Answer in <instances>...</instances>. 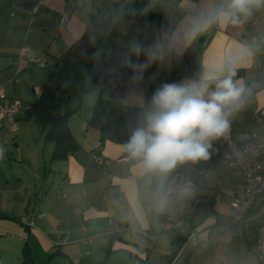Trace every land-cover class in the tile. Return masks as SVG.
I'll list each match as a JSON object with an SVG mask.
<instances>
[{"label":"crops","instance_id":"obj_1","mask_svg":"<svg viewBox=\"0 0 264 264\" xmlns=\"http://www.w3.org/2000/svg\"><path fill=\"white\" fill-rule=\"evenodd\" d=\"M115 1L121 0H0V85L9 98L17 99L20 104L23 98L32 97L17 114L15 130L8 124L0 126V236L17 237L38 250L37 245L48 248L41 249L43 253L53 244L79 243L102 252L103 246L111 243L113 251L118 250L117 254L145 257L153 256L151 249L157 247L160 239H169L170 250L163 253L172 257V252L175 254L176 248L192 232L194 216L183 217L184 220L189 217L190 221L183 235L180 225L184 220L175 228V238L172 237L174 230L163 233L162 220L168 215L181 214V208L186 206L178 198L175 208L167 206L170 193L164 192V186L171 172L182 170L197 186L193 200L199 201L195 210L198 203L209 202L215 212L228 217L230 199L225 189L243 180L237 166L227 165L223 154L218 156L215 167L232 168L231 182L224 179L226 171L220 170L217 180L225 183L214 195H207L214 182L213 172L206 178L196 168L192 170L188 161L178 163L163 177L146 173L140 162L129 155L124 143L106 140L100 145L99 129L88 124L92 94H84L80 108L68 120L78 147L62 159L52 157L53 142L45 139V129L24 117L26 108L40 94L34 80L44 79L49 72L41 67L50 62L54 64L58 54L82 35L92 12L105 9ZM158 1L164 7L160 22L129 17L118 20L115 57L122 61V66L134 68V72L122 83L121 94L103 96L141 105L144 83H155L168 76L191 49L200 69L191 78L182 80V84L199 81L205 71L233 67L234 81L242 83L246 91L240 107L228 117V131L264 134V6L254 8L250 16L241 18L235 25L212 24L199 33L207 34L201 45L197 42L199 34L194 39L188 37V25L194 17L226 6L227 0ZM63 10L67 22L60 21ZM22 47H27L44 63L40 65L39 60L19 65L17 57ZM22 76L31 80L32 91L39 92L34 98L28 90H20ZM213 88L214 84L210 90ZM211 148L217 155L214 140ZM95 153L102 158L101 163L94 158ZM208 213L214 215V224L220 222L222 229L229 225V230L234 232L235 224L229 218L217 220L214 213L209 210ZM199 238L198 232L197 244L184 250L188 259L203 244ZM207 239L209 237L204 240ZM152 243L155 245L149 249ZM215 244H218L217 239ZM256 247L264 254V236ZM237 248L240 246L222 252L218 264H241V256H234Z\"/></svg>","mask_w":264,"mask_h":264},{"label":"trees","instance_id":"obj_2","mask_svg":"<svg viewBox=\"0 0 264 264\" xmlns=\"http://www.w3.org/2000/svg\"><path fill=\"white\" fill-rule=\"evenodd\" d=\"M164 7L158 0H121L109 4L102 10H96L89 16L85 29L57 56L54 66L40 82V94L24 111V117L42 126L44 137L53 142L52 157L64 158L67 153L78 147L69 126V118L78 111L81 96L92 90L101 77L105 82L123 83L131 78L134 68L123 65L120 71L111 74L109 69L115 62L114 39L119 34L117 22L121 17L133 19H153L160 22ZM112 13L115 15L112 16ZM84 47V50H82ZM200 69L194 51L187 50L183 61L159 85L144 83V101L141 105L124 103L120 99L103 96L100 92L95 98L88 124L100 131V145L106 140L128 143L132 132L141 123L145 112L151 107L153 93L164 83H183ZM212 149V148H211ZM210 155L213 163L218 156ZM207 209L216 215L217 220L228 217L215 212L209 202ZM249 212H252L249 211ZM254 212V210H253ZM252 214V213H251ZM264 216L253 218L254 239L249 242V251L256 244V226L264 222ZM230 219V218H229ZM113 251L112 244L107 252ZM258 261V259H257ZM168 264H187L172 260Z\"/></svg>","mask_w":264,"mask_h":264},{"label":"clouds","instance_id":"obj_3","mask_svg":"<svg viewBox=\"0 0 264 264\" xmlns=\"http://www.w3.org/2000/svg\"><path fill=\"white\" fill-rule=\"evenodd\" d=\"M261 6L264 0H227L226 6L194 17L186 33L194 39L212 24L235 25ZM234 76L233 67L222 66L205 71L199 81L164 83L153 93L151 107L125 146L144 172L163 177L178 163L208 158L211 141L228 131V117L246 91Z\"/></svg>","mask_w":264,"mask_h":264},{"label":"rangeland","instance_id":"obj_4","mask_svg":"<svg viewBox=\"0 0 264 264\" xmlns=\"http://www.w3.org/2000/svg\"><path fill=\"white\" fill-rule=\"evenodd\" d=\"M84 50V47H82V50ZM59 55V54H58ZM122 61L115 60V62L111 65L109 71L111 74H115L116 72L120 71L122 64ZM44 60H40L39 64H43ZM51 63V62H50ZM47 64L46 67L43 68L44 72L45 70L51 71L54 64ZM29 64V63H28ZM32 66L30 64L27 67V70ZM160 69V68H159ZM157 69V70H159ZM26 70V69H25ZM49 73V72H48ZM48 75V74H47ZM37 77V76H36ZM45 77V76H44ZM167 76L160 78L157 80L155 85H159L160 82L166 78ZM40 79L43 78H36L34 80V83L39 86ZM31 80L27 77H21L19 87L21 91H27L29 94L33 95V98L39 94L38 91L34 92L31 90L30 85ZM121 85L122 83L107 81L105 82L104 78H100L97 80V83L95 87L92 90L86 91L81 96V100L84 96V94H92L94 96L93 104L95 101V98L97 97L96 94H99L100 92L104 95L108 94H121ZM139 93V92H138ZM135 94V93H134ZM139 94H142L140 92ZM29 95V96H32ZM96 96V97H95ZM118 97V96H116ZM32 99V97H30ZM29 97L23 98L21 100L22 107H26L28 105ZM143 101H144V95H143ZM143 101L141 104H143ZM92 104V108H93ZM226 143L223 141L222 138L214 139V150L217 154V156H220L221 154L225 155L227 154V147L225 146ZM209 156L207 159H201L197 160L196 166L199 164H212L213 167V175L212 180L214 181L210 186L211 190L209 189V192L207 195H214L217 193V190L220 188L219 186H222L223 183L221 180L218 179V175L220 170L226 171V174L224 175V179L231 182V169L232 168H224V167H218L214 163H210V155H213V148H209ZM225 169V170H224ZM226 181V182H227ZM42 193V190H39ZM211 191V194H209ZM41 193H39V197L41 196ZM196 197V196H195ZM178 198L179 202H183L186 206L184 208H181V214L179 215H168L166 218L162 220L166 221L169 217L173 218H183L190 215H193V222L194 225L192 227V232L195 230L197 232L196 239L198 240V232L199 235L201 234L200 241H204L202 245H200L199 249L194 253V256H191L188 259V256H184V253L180 254V246L176 248L175 254L172 252V257L165 256L163 251H169L170 248L168 247L170 241L169 239H160L157 242V247H155L153 250L151 249L155 244H150V248L153 256H127V253L125 256L122 254H117L118 250L107 252V244L103 246V251L99 252V249L91 247L87 245L86 243H79V244H67L66 246L59 245V244H53V246L43 253L41 249H48L43 248L41 245H37V247L40 249L38 250L34 245H31L27 241L21 242L17 237L15 239L9 238L7 236H0V264H168L173 259L176 261H183L187 264H218V257L221 255L222 252H224L226 249L230 247H237L240 246V248H237V253L234 254V256H241L242 263L241 264H264V258H260V256H264L260 250L257 249L256 246H259L257 243L252 246V252L248 254L249 249V243L248 240L244 236H239L234 234L233 229L229 230V225L226 226V229H222V226L219 223L214 224V215H211L208 213V209L205 204L198 203L197 209L195 210V204L199 200H191V199H185L181 195H173L170 193L167 197V206L171 207V209L177 206V202L175 201ZM176 205V206H175ZM185 211V215H183V212ZM184 220V218H183ZM183 222V221H182ZM189 217L184 220L182 225H180V232L183 235L182 231L184 230L185 226L189 225ZM162 228V227H161ZM198 229V230H197ZM163 233H166L164 229ZM172 234H174L172 237L175 238L177 236V232L175 229ZM212 232V233H211ZM255 232V231H254ZM209 237V239L204 240L205 238ZM172 239V238H171ZM215 239L218 240V244H215ZM228 240V241H226ZM183 241V240H182ZM66 243L65 241H63ZM63 243V244H64ZM162 252V253H161ZM34 254L35 256H32ZM100 254V255H99ZM232 256V254H230ZM258 259V261H257Z\"/></svg>","mask_w":264,"mask_h":264},{"label":"built area","instance_id":"obj_5","mask_svg":"<svg viewBox=\"0 0 264 264\" xmlns=\"http://www.w3.org/2000/svg\"><path fill=\"white\" fill-rule=\"evenodd\" d=\"M67 20L66 11L63 10L60 14V21L67 22ZM39 60L40 58L32 55L27 47H22L17 57V63L21 66L27 62ZM21 108L20 102L17 99L9 98L0 85V126L8 124L12 130H15L16 116ZM223 139L228 151L223 156L224 162L229 166H237L243 175V180L236 186L225 189V193L230 199L227 216L235 224L234 234L244 236L249 242H252L254 239L253 218L264 216V134L255 132L232 134L227 131L223 135ZM93 156L97 162L103 161L100 155L95 153ZM188 162L192 170L196 168L206 178H209L213 172L211 165L196 166V161ZM164 192L180 194L193 200L197 193V186L186 177L182 170L176 169L171 172L166 181ZM251 210L252 212H249ZM182 221V218L169 217L162 222V227L165 231L175 229ZM255 229L257 231L256 243L260 245L261 238L264 236V222L256 226ZM196 236L197 232L194 230L184 239L180 246V254L189 245L197 244Z\"/></svg>","mask_w":264,"mask_h":264},{"label":"water","instance_id":"obj_6","mask_svg":"<svg viewBox=\"0 0 264 264\" xmlns=\"http://www.w3.org/2000/svg\"><path fill=\"white\" fill-rule=\"evenodd\" d=\"M114 15L115 14L112 13V16H114ZM206 36H207V34H205V33L199 34L198 39H197V42L202 45L203 42H204V40H205V38H206Z\"/></svg>","mask_w":264,"mask_h":264}]
</instances>
